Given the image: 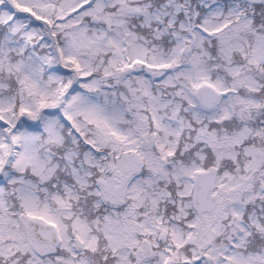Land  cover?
<instances>
[{
  "label": "snow or ice",
  "instance_id": "6c2138e0",
  "mask_svg": "<svg viewBox=\"0 0 264 264\" xmlns=\"http://www.w3.org/2000/svg\"><path fill=\"white\" fill-rule=\"evenodd\" d=\"M0 264H264V0H0Z\"/></svg>",
  "mask_w": 264,
  "mask_h": 264
}]
</instances>
